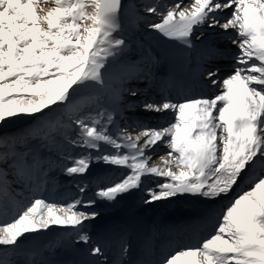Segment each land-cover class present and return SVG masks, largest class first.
<instances>
[{
  "label": "snow or ice",
  "instance_id": "6c2138e0",
  "mask_svg": "<svg viewBox=\"0 0 264 264\" xmlns=\"http://www.w3.org/2000/svg\"><path fill=\"white\" fill-rule=\"evenodd\" d=\"M141 11L160 18L146 25L157 34L153 40L179 46L186 57L203 50L195 72L165 82L158 102L141 101L127 86L148 80L156 63L143 45L139 62L130 57L131 28L146 19ZM205 29L238 51L197 45ZM218 59L232 61L224 77ZM197 87L218 91L191 95ZM137 109L166 123H121ZM94 163L126 170L94 193L100 201L112 205L142 189L146 178H163L143 203L208 202L212 231L155 261L144 249L131 259L121 239L109 262L86 231L99 213L84 209L97 200L58 205L37 195L53 166L83 177ZM245 178L248 187L232 195ZM221 198L229 202L213 214L211 204ZM53 227L88 246L91 258L79 264H264V0H175L132 6L131 13L124 0H0V264H51L26 245Z\"/></svg>",
  "mask_w": 264,
  "mask_h": 264
},
{
  "label": "rangeland",
  "instance_id": "374dc122",
  "mask_svg": "<svg viewBox=\"0 0 264 264\" xmlns=\"http://www.w3.org/2000/svg\"><path fill=\"white\" fill-rule=\"evenodd\" d=\"M157 2L159 4H164L173 3L175 2V0H124V3L130 8V13L132 6L139 8L141 5ZM185 2H187V0H185ZM140 15L146 17V19L136 21L135 27L131 28V31L133 32L132 39L134 43L132 45V50L130 51V57L134 58L136 62H139V58L141 55V49L139 47L140 45H143L146 49H150L154 59L156 58L155 54H157V50L159 52L160 49L156 45L157 41L151 38L152 36H155L157 34L146 28L147 23L158 22L160 18L158 16H149L142 11L140 12ZM131 20L132 16L130 14L125 21L126 24L130 26ZM207 33L208 31H206L205 29L204 35L206 36ZM216 37L217 39H219L218 46L222 49L225 46V43L223 44V42H221V37L219 35ZM229 45L230 47L236 48V46L232 45L230 41L228 43V46ZM157 63L158 62H156V64ZM156 64L150 66V70H152L151 81L146 83V81L141 78L139 80H130L127 84L129 88H135L140 91L141 95L139 99L141 101L146 100L150 102H158L161 100L160 97L155 93L156 88L154 89L152 85L155 82V78L157 79ZM140 67L144 68L145 72L149 70L148 67H145L144 65H140ZM124 99L127 101L135 98L125 95ZM125 115L126 121H122V124L125 122L132 123L133 121L140 120L143 121L148 127H159L166 123V120L160 119V114L150 112L146 113L140 109H137L135 112L125 113ZM163 151L165 150L160 149L159 151H156L155 155L153 156V161L159 163V160H157L156 157L161 155ZM151 163L152 161H150V165ZM124 171L126 170L113 169L103 164L94 163L85 176L67 177L60 171L59 168L53 166L52 170L48 174L47 182L45 183L43 189L39 193H37V195H40L44 199L50 202H54L58 205L70 203L74 199L81 197L84 200H97L96 204L92 208L84 209L85 211H96L99 213V216L95 220L86 222V231L91 237V241L93 244L100 243L101 246L105 247L109 262H111L115 258L114 254H108L109 252L112 253V248L115 246V244L107 241L98 242L99 234L102 232L103 224L119 221V219L122 218L124 209L127 205L131 204V206L134 207L136 211L145 213L151 206H155L157 203L161 202L159 201L154 204L146 205L143 203V199L147 195V189H155L156 183L158 181L162 182L163 178H146L147 182L142 185V189L135 190L132 193L118 198V200L112 205H108L95 197L94 193L99 188L106 187L109 184L118 181ZM81 184H87L88 186L86 192L83 194L79 192V185ZM62 194L64 195V198L61 197ZM27 195L31 196L32 194L28 193ZM181 200V198H179V200L178 198H173L169 200L170 203H168V205H174L175 201L182 202ZM145 217L146 216L144 215V220ZM153 229L155 231L153 233V239L150 240V244L155 248L153 250H157L159 246L156 245L155 241L156 239H158L157 237L160 235L161 229L159 225H153ZM125 242L130 244L131 246L132 257L136 256V252L139 249L138 241L130 235L128 239L125 240ZM189 244L193 245L192 242H190ZM26 247L29 250L38 253L34 257L37 261L46 260L51 262V264H79V259L74 256V253L78 249L85 248V245L76 244L75 238L74 236L69 234V230L54 227L49 229L46 234L40 236L38 240L29 242ZM151 254L152 255L148 256L153 259V251L151 252ZM14 259L23 261L25 258L14 257Z\"/></svg>",
  "mask_w": 264,
  "mask_h": 264
},
{
  "label": "bare ground",
  "instance_id": "6f19581e",
  "mask_svg": "<svg viewBox=\"0 0 264 264\" xmlns=\"http://www.w3.org/2000/svg\"><path fill=\"white\" fill-rule=\"evenodd\" d=\"M206 31H208V33L206 36H202L200 40L204 41L208 45H218L219 39L216 37L218 36L216 31L207 29ZM201 41L198 40L194 42L197 45H200ZM221 42L227 45L229 41L221 40ZM156 45L158 48H160L159 52L157 50V54H155V61L159 63H157V73L160 77L159 83H161L159 88L162 87L163 82L169 81L173 77L177 79H184L190 68L193 72H195V64L199 62L201 53L203 51L201 48H197L191 52L190 57H186L185 52L179 46H172L171 42L160 43L157 41ZM229 49L234 52L230 46ZM186 60L190 62H186ZM221 63H223L222 60L218 61V64ZM150 72L152 75V70H150ZM223 73L225 75V71ZM151 75L149 76L148 80H144L146 83L151 81ZM197 89L200 95L206 96H213L218 91L210 87H197ZM207 89H213L211 94L206 92ZM161 97L163 98L162 95H160V99ZM180 98L183 99V97ZM243 187L244 190L248 187V180L243 182ZM243 187L239 185V187L235 189L234 193ZM61 197L64 198V195L62 194ZM177 198L178 200L181 198L182 202L175 201V204L170 206L168 205L170 201H161L155 206H151L145 213L136 211V209L132 207L131 204L127 205L124 209L123 216L119 219V221L103 224L102 232L99 234L98 242L107 241L114 243L115 246L112 248V253L109 252L108 254H114L116 256L118 252L119 241L121 239L125 241L131 235L139 243V249L136 252V256L132 257L131 255L132 259H137L141 253V250L144 249L146 252H148L149 256L152 255V251L153 254L155 253L156 257L154 261L163 258L164 256L168 255L169 252L176 251L179 248H182V246H186L188 238L192 239V243H197V241L205 238L212 231V228L210 229L207 227V221L204 215L209 209V203L200 201L199 199L193 197ZM223 199L226 200V202L228 201V198ZM226 202L225 204H227ZM211 211L213 214L217 215V212L221 211V204L217 206L215 202L212 203ZM144 215L146 216L145 220ZM150 217L153 218V224L148 222ZM153 225H159L162 231V234H160L158 237L162 245H160V249L158 248L157 250H153L155 248L150 244V240H152V236L154 235ZM174 237L177 238L176 242H173ZM176 243L183 245H176ZM86 247L88 246H85V248ZM85 248L78 249L74 253V256L79 259L78 262L91 258L84 254L83 250ZM148 255L146 258L153 260Z\"/></svg>",
  "mask_w": 264,
  "mask_h": 264
}]
</instances>
